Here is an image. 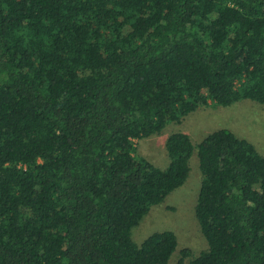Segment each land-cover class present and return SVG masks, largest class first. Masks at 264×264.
<instances>
[{"label": "trees", "instance_id": "16d2710c", "mask_svg": "<svg viewBox=\"0 0 264 264\" xmlns=\"http://www.w3.org/2000/svg\"><path fill=\"white\" fill-rule=\"evenodd\" d=\"M264 105V0H0V264H170L132 239L189 178L207 247L178 264H264V156L230 130L137 143L205 107Z\"/></svg>", "mask_w": 264, "mask_h": 264}, {"label": "rangeland", "instance_id": "374dc122", "mask_svg": "<svg viewBox=\"0 0 264 264\" xmlns=\"http://www.w3.org/2000/svg\"><path fill=\"white\" fill-rule=\"evenodd\" d=\"M226 129L239 138L252 143L264 156V105L242 100L228 107H205L198 109L181 124H169L160 135L137 143V155L159 169L169 166L170 158L166 141L175 133L189 136L195 147L210 133ZM190 175L184 186L171 193L160 206L152 208L138 227L132 231V239L141 244L155 232L171 231L178 239V248L170 264H178L180 251L189 249L197 256L207 247L200 232L195 207L202 183L197 149L190 160Z\"/></svg>", "mask_w": 264, "mask_h": 264}]
</instances>
